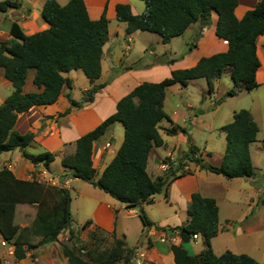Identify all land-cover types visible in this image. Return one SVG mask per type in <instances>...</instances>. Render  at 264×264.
<instances>
[{
    "label": "trees",
    "instance_id": "obj_1",
    "mask_svg": "<svg viewBox=\"0 0 264 264\" xmlns=\"http://www.w3.org/2000/svg\"><path fill=\"white\" fill-rule=\"evenodd\" d=\"M142 1L145 9L140 14H133L129 4L118 3L115 6L116 18L127 24V33L135 30L154 32L167 43L196 21L201 23V27L209 25L214 11L218 17L215 33L226 40L228 47L224 52L201 57L194 66L172 70L169 77L159 82L145 81L135 86L117 101L114 113L76 140L75 153L62 159V165L69 168L74 177L91 182L129 208L152 202L157 193L166 195L170 181L177 175L173 170L168 176L152 178L146 168L151 149L163 144L159 123L162 120L170 121L164 110L166 87L174 83L186 85L190 80L203 78L207 92L211 93L214 80L228 70L233 85L224 97L233 96L242 89H255L259 85L255 73L260 65L255 40L264 33V0H259L241 19L234 14L237 0ZM18 7L19 3L15 0L0 1V11ZM41 15L48 24L45 29L26 34L13 21L8 38L0 41V67L13 87L12 93L0 104V154L18 148L32 164H47L54 159V154L44 151L31 155L24 151L34 141V133L21 134L13 129L17 114L36 105L55 102L64 85L72 87L71 80L64 76L70 70L80 69L90 81L99 78L109 22L105 11L99 18L91 19L83 0H68L63 5L56 0H45ZM30 69L34 70L33 83L42 90L23 93ZM101 87L94 85L85 91L81 101H70L75 107H80L91 101ZM116 121L123 125V141L102 174L94 180L93 142ZM163 129L167 134L184 131V128L176 125ZM221 130L226 140L221 164L215 166L203 162L193 155L192 147L185 156L201 169L222 174L226 178L253 176L249 145L256 140L258 125L250 111L244 108L234 111L232 120L221 126ZM183 173L180 172V175ZM70 203L71 195L66 188L35 179L21 180L6 168L0 170V235L13 246L17 260L25 258L34 235L28 228L16 223L17 206L36 205L32 226L40 237L36 246H40L57 241L64 229L69 228V235L73 234L70 228L73 221ZM218 211L214 198L199 192L191 194L187 220L177 228L181 243L170 244L174 264H264L246 253L225 250L217 255L213 252L211 239L219 232ZM138 215L143 227L151 226L152 222L143 210ZM194 234L201 236L204 248L190 254L182 243L189 242ZM79 241L71 245L61 244V252L68 264H117L121 260L128 263L132 256V249L127 248L119 238H115L111 248L102 255L79 254L77 247H83Z\"/></svg>",
    "mask_w": 264,
    "mask_h": 264
},
{
    "label": "crops",
    "instance_id": "obj_2",
    "mask_svg": "<svg viewBox=\"0 0 264 264\" xmlns=\"http://www.w3.org/2000/svg\"><path fill=\"white\" fill-rule=\"evenodd\" d=\"M15 1L19 3L18 8L8 14L7 11L11 8L3 14L0 13V41L8 38V30L13 21H16L26 34H32L48 27L41 15V8L45 0ZM57 1L63 5L68 0ZM83 1L91 19L99 18L105 11L109 20L108 37L103 45L101 57V74L99 78L90 81L80 69L70 70L64 73V76L71 80L72 87L64 85L55 102L36 105L17 114L13 129L21 134L34 133V141L24 151L31 155L44 151L51 152L54 154L52 161L47 164L44 162L32 164L24 157L23 151L16 148L0 154V170L6 168L21 180H33L37 179L39 175L45 177V174L54 178L68 179L69 186L66 189L73 192L77 199L81 198L85 208H88L80 215V222L82 228L88 231L89 244L93 245L94 241H101L93 238V235L102 238L109 234L112 239H122L125 246L132 249L129 262L124 263L121 260L117 264H174L173 252L170 249L171 243L160 242L159 238L164 235V229L166 233L168 229H171L170 234L175 235L174 243H181L177 228L187 220V208L193 192H199L203 196L216 200L219 207L217 237L226 236L234 231L247 235L254 234L257 230L264 232V176L261 181L259 178L260 173L264 172V165L263 168L255 165V158L258 159V156L264 151V33L255 40L256 54L260 62L255 73V79L259 85L255 89L250 91L242 89L235 95L226 97L220 103L219 97H222L233 85L228 70L214 80V90L211 93L207 92L206 81L203 78H199L200 82H197L199 79H193L186 85L174 83L166 87L164 110L170 121L165 120L166 122L163 123L162 120L159 123L163 144L151 149L146 168L152 178L168 176L173 170H177V175L170 181L166 195L163 192L157 193L152 202L143 203L140 206L143 208L147 204L143 211L152 222L151 226L145 228L136 216L138 212L135 208L127 207L124 203L95 187L91 182L74 177L71 170L62 165V159L65 156L73 155L76 150V140L114 113L117 101L135 86L145 81L159 82L169 77L172 70L194 66L201 57L226 51L228 44L225 39L218 37L215 33L218 17L214 11L211 14L209 25L201 27V23L196 21L190 24L180 36L164 43L161 36L154 32L135 30L127 33V24L117 20L116 4H129L133 14H140L145 9L142 0ZM258 1L237 0L234 9L236 18L241 19L248 10L255 7ZM158 47L159 51L156 52ZM33 77L34 70L30 69L22 88L23 93L42 90L33 83ZM222 77L226 79L223 84ZM94 85H102V87L95 92L91 101L83 103L80 107H75L71 103L70 99L81 101L85 91ZM193 88H197V93L192 90ZM12 91L11 82L5 78L4 69L0 67V104ZM251 92H253V96L250 101L242 103L241 99ZM239 95L242 96L239 97ZM183 96H186L185 101H182ZM237 97L239 98L232 102L233 105L226 106L229 101ZM242 108L250 111L258 125L256 140L249 145L253 176L226 178L222 174L201 169L190 157L185 156L189 147H194L193 155L195 157L215 166L221 164L226 140L225 142L220 141L217 146L212 143V137L216 135V131L225 135L221 126L229 123L232 120L233 112ZM66 110L68 112L61 115ZM222 111L224 113L220 114ZM219 114L221 120L216 124L214 119ZM172 125L184 128V131L167 134L163 128H170ZM195 127L201 129L202 135H204L202 151L196 145ZM260 133H262L261 139L258 136ZM123 137V125L116 121L93 142L92 162L96 169L94 180L102 174L104 168L112 160ZM175 137L186 144V147L177 155L174 154V151L180 145L171 144ZM170 148L173 151H170ZM171 155L182 157V162L173 164L172 167L169 166L166 164L165 158L167 159ZM180 172L184 173L180 175ZM158 195H163L161 198L159 197L160 202L165 201L185 212V218L180 224H169L173 220V216L163 217L158 221V224L155 222L156 220L151 216L149 209L158 202ZM222 203H226L229 208L240 204L245 206L243 220L238 226L230 228L232 224L229 222L236 221L231 216L224 217V223L220 222ZM72 205L73 200L70 203L71 213ZM176 211L174 209L175 215ZM132 220L135 222V227H132ZM86 221L89 223L83 225ZM213 240L212 238V250ZM78 243L86 244L83 241ZM184 244L182 243L183 247ZM111 246L112 244L99 249V252L101 250L108 251ZM64 259L67 261L65 256Z\"/></svg>",
    "mask_w": 264,
    "mask_h": 264
},
{
    "label": "rangeland",
    "instance_id": "obj_3",
    "mask_svg": "<svg viewBox=\"0 0 264 264\" xmlns=\"http://www.w3.org/2000/svg\"><path fill=\"white\" fill-rule=\"evenodd\" d=\"M2 1V0H0ZM57 1V0H56ZM64 1V0H61ZM17 2V1H16ZM18 3V2H17ZM9 9V8H8ZM7 9V10H8ZM15 8H11L10 10H5V11H0V13H4L7 11V14L10 11H13ZM20 10V8H19ZM22 14V13H21ZM19 19L21 16H18ZM159 51V47L156 48V52ZM222 77V84L223 82L225 83L226 79H223ZM201 79H199L197 82H200ZM227 83V82H226ZM197 86V85H194ZM192 90H195V93H197V88H193ZM254 92V91H253ZM253 92L245 95L243 99H241L242 103H248L253 96ZM225 94L222 96L224 97ZM242 95H239L241 97ZM221 96L219 97V100L222 98ZM232 99V101H229L226 106H231L233 105L232 102H235L238 100V98ZM226 97H224L225 99ZM220 103H222V101ZM186 100V96L182 97V101ZM243 109V108H242ZM246 109V108H244ZM224 112H220V114H223ZM218 115L215 119L214 122L217 124L221 120V115ZM166 121L163 120V123ZM195 140H196V145L200 149V151L203 150L204 146V135H202V130L199 129L198 127H195ZM259 138L261 139L262 133H260ZM213 141L212 143L214 145L219 146L220 141L225 142V135L223 133H220V131H216V135L212 137ZM179 144L180 146H177L174 154L177 155V153L181 152L182 149L186 147V144L183 141H180L175 137V139H172L171 144ZM169 144V143H168ZM194 148V147H193ZM196 149V148H195ZM170 151H173L172 148H170ZM180 155V154H179ZM173 156V155H172ZM174 160L170 161L169 157L167 159L165 158L166 164L171 166V162H174L173 164H177L178 162L181 163L183 158L182 157H176L173 156ZM255 165L262 167L264 165V151L260 156H258V159L255 158ZM170 168V167H169ZM261 168V169H262ZM264 169V168H263ZM255 170H257L255 168ZM177 171V170H176ZM264 172L260 173V181L263 180ZM51 177L50 175H39V178H48ZM69 186V185H68ZM243 186V185H241ZM71 194V200H73V205H72V218L73 221L70 225V228L72 229V235H69V228L64 229L57 238V241L45 244V245H40L36 246L37 242L39 240V236L37 235V231L35 227L32 226V221L34 218L35 210H36V205L34 204H23V205H18L16 209V218L15 221L18 223L21 227H26L30 231L33 232V237L31 238V246L27 249L26 256L23 259L17 260L14 257L13 253V246L11 244L7 246H2L0 245V260L1 264H68V262L64 259V255L61 252V244H73L77 240H80L86 244H81L83 247H77L79 254L86 256L89 254L92 255H102L103 251L101 250L99 252V249H103L105 247H109L112 243V240L114 242V239H112V236L109 234L104 235L102 238L99 237H93L96 238L97 240H101L100 242H95L93 245L89 244L90 243V238L88 236V231H86L84 228H82L81 224V218L80 215L82 212H86L88 208H85L84 203L81 198L77 199L75 197V194L73 192H70ZM163 195H158L157 196V201L156 204H154L150 209V214L151 216L156 220L155 222L158 224V221H160L163 217H170L173 216V220L169 222V224H180V222L185 218V212H183L180 208H176L174 206L169 205L165 201L160 202V198ZM160 197V198H159ZM147 207V204L143 206V208ZM135 208L136 211L138 212L136 216L139 218V213L141 210H143L142 207H132ZM219 208V207H218ZM174 209H176L177 213L176 215L174 214ZM245 210V206L243 204L236 205V206H227L226 203L221 204L220 208V216L222 217L221 223H224L223 218L227 216H231L233 220L236 219V221H232L231 223L229 222L230 228H234L235 226H238L241 221L243 220V211ZM219 215V211H218ZM140 219V218H139ZM135 222L132 220V227H135ZM165 234L166 231L165 229L163 230ZM176 231V230H175ZM174 235V234H172ZM70 236V237H69ZM175 236V235H174ZM213 251L215 254H220L224 250L228 249L234 252H241V253H246L250 256H252L254 259L261 261L264 263V232L261 230H257L254 234L247 235V234H240L231 232L227 234L226 236H214L213 237ZM95 240V239H94ZM174 243V242H171ZM185 249L189 253H198L202 248H204V242L201 236L199 235L198 238H192L189 242L184 244ZM105 252V251H104Z\"/></svg>",
    "mask_w": 264,
    "mask_h": 264
},
{
    "label": "built area",
    "instance_id": "obj_4",
    "mask_svg": "<svg viewBox=\"0 0 264 264\" xmlns=\"http://www.w3.org/2000/svg\"><path fill=\"white\" fill-rule=\"evenodd\" d=\"M169 159L170 161H173L174 158L173 156H169ZM39 182H42V183H45V184H49V185H52V186H57V187H62V188H66L68 187V184H69V180L68 179H60V178H54V177H48V178H37L35 179ZM199 234H194L192 237L193 238H198ZM159 241L160 242H174L175 241V236L172 235V234H165L163 236H161L159 238ZM0 245L2 246H7L9 245V243H7L6 240H4L2 237H0Z\"/></svg>",
    "mask_w": 264,
    "mask_h": 264
},
{
    "label": "water",
    "instance_id": "obj_5",
    "mask_svg": "<svg viewBox=\"0 0 264 264\" xmlns=\"http://www.w3.org/2000/svg\"><path fill=\"white\" fill-rule=\"evenodd\" d=\"M171 231H172L171 229H168V234H170ZM178 235H179V234H178Z\"/></svg>",
    "mask_w": 264,
    "mask_h": 264
}]
</instances>
